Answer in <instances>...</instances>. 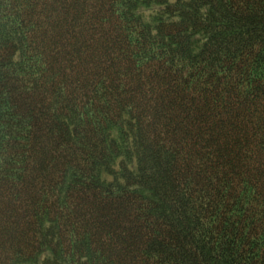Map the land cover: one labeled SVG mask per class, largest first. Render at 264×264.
<instances>
[{"label": "trees", "instance_id": "obj_1", "mask_svg": "<svg viewBox=\"0 0 264 264\" xmlns=\"http://www.w3.org/2000/svg\"><path fill=\"white\" fill-rule=\"evenodd\" d=\"M0 264H264V0H0Z\"/></svg>", "mask_w": 264, "mask_h": 264}]
</instances>
